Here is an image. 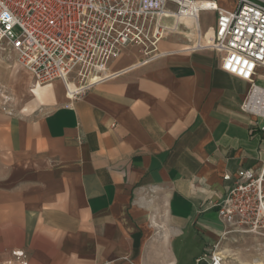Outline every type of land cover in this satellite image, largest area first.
Listing matches in <instances>:
<instances>
[{
	"label": "crops",
	"instance_id": "0c3cea01",
	"mask_svg": "<svg viewBox=\"0 0 264 264\" xmlns=\"http://www.w3.org/2000/svg\"><path fill=\"white\" fill-rule=\"evenodd\" d=\"M179 20L159 55L124 51L73 99L59 80L0 70L20 108L0 112V264L13 250L27 264H196L219 241L223 175L261 165L264 117L242 110L250 83L203 48L216 12ZM253 83L264 89L263 68Z\"/></svg>",
	"mask_w": 264,
	"mask_h": 264
},
{
	"label": "built area",
	"instance_id": "2783aa9c",
	"mask_svg": "<svg viewBox=\"0 0 264 264\" xmlns=\"http://www.w3.org/2000/svg\"><path fill=\"white\" fill-rule=\"evenodd\" d=\"M203 9L216 12L211 43L203 48L219 53L221 70L250 83L242 110L264 117V89L253 83L256 70L264 69V4L254 0H239L234 10L194 0H0V51L10 49L35 85L59 80L73 99L107 79L109 62L130 47L148 56L143 61L159 55V43L171 31L165 22L197 20ZM69 83L76 88L70 94ZM12 102L0 83V110L12 115ZM223 180L231 185L214 205L223 230L196 264H224L216 249L230 234L264 238V159L257 169L225 173ZM4 264L27 260L13 250Z\"/></svg>",
	"mask_w": 264,
	"mask_h": 264
},
{
	"label": "rangeland",
	"instance_id": "374dc122",
	"mask_svg": "<svg viewBox=\"0 0 264 264\" xmlns=\"http://www.w3.org/2000/svg\"><path fill=\"white\" fill-rule=\"evenodd\" d=\"M170 23H173L174 25L175 21H173L172 19L166 21L167 26H169ZM184 31L187 32L188 30L184 29ZM192 34L193 35L195 34L194 31L192 32ZM167 35L168 37H171V36L176 37L177 32L168 31L164 37L166 38ZM191 44L195 45V40ZM130 50H132V52H135V54L138 55V57L142 61L148 58V56L146 57L143 56L139 52V50L135 47H130ZM15 66L21 67L17 63L15 55L11 52V50L7 48L5 51H0V70L2 69L3 71H7V70L10 71ZM0 82L4 84L6 87L7 84L3 80L0 79ZM6 88L12 95V101H13L12 106L14 109L12 115H14L15 113H18L20 111V108L18 107L16 95L14 94L13 90L8 87ZM0 112L3 113L1 110ZM8 116H11V115H8ZM216 251L221 252L222 255L224 256L223 257L224 264H264V238L257 236V235L241 234V233L230 234L226 237V239L222 240L219 243V246L217 247Z\"/></svg>",
	"mask_w": 264,
	"mask_h": 264
},
{
	"label": "bare ground",
	"instance_id": "6f19581e",
	"mask_svg": "<svg viewBox=\"0 0 264 264\" xmlns=\"http://www.w3.org/2000/svg\"><path fill=\"white\" fill-rule=\"evenodd\" d=\"M202 4V7H209L211 4L210 3H201ZM180 19H193V18H189V17H187V18H180ZM70 84V83H69ZM76 89V88H75ZM218 254H220L222 257H224L223 255H222V253L221 252H219L218 251ZM256 263V262H255Z\"/></svg>",
	"mask_w": 264,
	"mask_h": 264
}]
</instances>
